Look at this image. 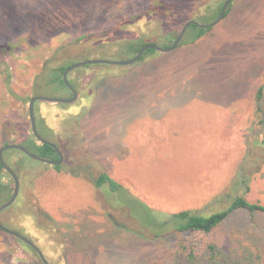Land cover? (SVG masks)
Here are the masks:
<instances>
[{"label":"rangeland","instance_id":"374dc122","mask_svg":"<svg viewBox=\"0 0 264 264\" xmlns=\"http://www.w3.org/2000/svg\"><path fill=\"white\" fill-rule=\"evenodd\" d=\"M161 1L0 0V47L14 45L6 58L13 94L0 67V147L30 135L35 87L41 96L70 97L67 90L41 88L38 75L55 51L81 47L74 63L127 60L120 42L145 36L162 46L165 34L225 0ZM234 2L233 12L196 45L157 51L129 66L76 68L68 76L78 95L73 103L38 101L36 117L59 135L63 168L29 166L6 152L20 190L0 223L35 243L49 264H149L176 238L151 241L135 211L110 204L95 187L100 173L164 212L203 209L226 193L246 153L248 128L257 122L256 89H264V0ZM13 3L29 11L9 17ZM248 198L264 203V178L253 180ZM212 206L208 212L225 208ZM256 218L253 230L247 214H234L209 238L225 250L240 248L242 240L250 246L252 234L264 241V216ZM0 264L41 263L0 230Z\"/></svg>","mask_w":264,"mask_h":264},{"label":"trees","instance_id":"16d2710c","mask_svg":"<svg viewBox=\"0 0 264 264\" xmlns=\"http://www.w3.org/2000/svg\"><path fill=\"white\" fill-rule=\"evenodd\" d=\"M162 2L163 0L159 3ZM77 3L79 4V0H77ZM222 5L223 2L214 1L210 6L208 5L206 7L204 12L198 16L197 19L194 20L201 24L212 23L219 17ZM11 6L13 12L8 13L9 17L13 16L14 18L17 12L20 11H29L25 7L20 8L14 3ZM234 7H236L235 2L228 6L224 19L233 12ZM4 15L6 14L4 13ZM180 30L176 29L165 34L163 38L166 42L162 43L163 45L161 47H170ZM214 30L215 27L201 29L196 25H191L178 47L196 45L205 37V35L213 33ZM83 39L85 38H79V41ZM146 44H153V42L149 41L145 36H138L135 39L120 42L118 44V49L132 58ZM77 48L81 49V47H76L74 49L66 48L57 50L53 53L51 59L44 63L42 70L38 75L39 80L42 79L43 82L41 88L69 91L63 83L62 76L64 71L74 63L73 59L78 56L75 54L77 53ZM86 48L90 49V44L84 45L83 51H85ZM13 49L14 45L11 44H9V47H0L1 74L4 78L5 88L10 94H13L11 91L12 75L8 64L6 63V58L11 55ZM156 52L157 51L155 50H146L137 62L144 61L149 55H153ZM38 90H40V88H38V86L35 87L33 96L39 95ZM69 93L71 97L72 94L70 91ZM29 100L30 98L28 101ZM255 102V117H257V122H255V120L252 121L248 128L246 153L241 163L238 165L236 173L232 178L231 185L226 193L219 195L203 209H186L178 212L155 210L146 205H142V203L136 198L131 197L120 183L113 180L104 172L100 173L98 177L93 180L95 187L99 190L105 191L107 197L111 199L109 202L110 204L113 205L115 200L119 205H116L117 207L124 208L126 211L128 210V213L132 210L139 212L142 215L141 218V216L135 214V212L134 215L132 214V216L136 218L134 219L137 225L140 228L147 230L150 239L153 237L151 241L164 239V241L169 240L171 242L172 238H176L149 264H264V241L255 236V234L249 236L248 241L251 240L250 246H245L246 243L244 242L247 241L242 240L238 243L240 248H232L230 250H225L222 245L209 238L217 228L223 225L234 214H247L251 218V228L253 230L258 227L256 217L258 215L264 216V203L259 201L252 202L248 198L253 180L258 176L264 178V110L262 109V104L264 102V89L261 85L256 89ZM36 104L37 102L34 107H36ZM38 123L41 128L38 127ZM50 123L51 122H46V124H44L42 118L36 117V125L37 128H39L38 132L41 137L45 139L41 132L47 136H54L53 139L56 140L49 142L54 143L60 149V145H57L59 144V135L53 127V124ZM257 129H260V132L256 131ZM5 144H8V142L3 143L2 145ZM20 145L24 146L31 153L42 158L53 161L59 159L56 151L49 145L36 140L32 132ZM6 152H9L16 158L18 157L22 164L26 163L29 166H31V164H40V162L32 160L19 150H8L3 153V159L6 164ZM63 163L61 165H51V167L56 171H60L63 168ZM249 167L252 168V170L247 172ZM13 170L17 173L16 168ZM8 179H10V181ZM13 185L12 178L0 165V205L5 203L11 197ZM213 203L218 205L223 203L225 208L208 212V208H212ZM15 239L19 244L33 252L41 263L37 253L30 246L17 238Z\"/></svg>","mask_w":264,"mask_h":264},{"label":"water","instance_id":"95a60500","mask_svg":"<svg viewBox=\"0 0 264 264\" xmlns=\"http://www.w3.org/2000/svg\"><path fill=\"white\" fill-rule=\"evenodd\" d=\"M234 1L235 0H225L223 2L219 17L215 21H213L212 23L201 24V23H199L193 19L185 22V24L183 25V27L179 31L177 37L174 39V41L172 42V45L170 47L164 48L161 46H157L155 44H146L139 50V52L135 56H133L132 58L127 59V60L114 61V60H105V59H90V60L78 61L76 63L71 64L64 71L63 76H62L64 85L69 89V91L72 94V96L69 98H52V97H46V96H41V95L32 96L29 100V103H28V115H29V119H30L31 132H32V134L36 140H38L39 142H41L43 144H46V145H49L50 147H52L56 151L59 159L57 161H53V160L42 158V157H40L34 153H31L24 146H22L20 144L8 143L5 145H2L0 147V165L10 175V177L13 180L14 185H13V192H12L11 197L5 203L0 205V213L3 210L9 208L15 202V200L17 199V196L19 194V190H20V180L17 176V173L11 167H9L3 159V153L5 151L19 150L22 153H24L26 156L31 158L32 160H35V161H38L40 163L47 164V165H61L64 161V157H63L61 150L54 143H51V142L43 139V137H41V135L38 132L37 125H36L35 111H34V106H35L36 102L42 101V102H47V103H63V104L73 103L77 99L78 95H77V91L69 83L68 76H69V73L71 71H73L74 69L79 68V67L88 66V65L129 66V65L136 63L146 50H155V51H159L162 53L171 52V51L177 49L179 43L182 41L186 31L188 30V28L191 25H196L197 27H199L201 29H207V28H211V27H214L217 24H219L224 19V16H225V13H226L228 6L231 3H233ZM0 230L11 235V236H13V237H15V238H17V239H19L20 241H22L26 245L30 246L37 253L42 264H49L48 261L46 260L45 256H44V254L39 249V247L35 243H33L30 239H28L27 237L13 231V230L6 228L1 223H0Z\"/></svg>","mask_w":264,"mask_h":264}]
</instances>
